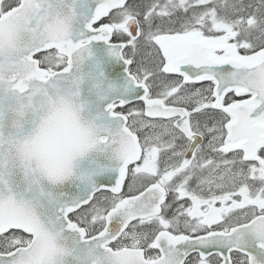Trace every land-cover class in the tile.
Listing matches in <instances>:
<instances>
[{
    "label": "snow or ice",
    "instance_id": "1",
    "mask_svg": "<svg viewBox=\"0 0 264 264\" xmlns=\"http://www.w3.org/2000/svg\"><path fill=\"white\" fill-rule=\"evenodd\" d=\"M0 264H264V0H0Z\"/></svg>",
    "mask_w": 264,
    "mask_h": 264
}]
</instances>
